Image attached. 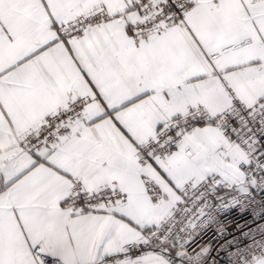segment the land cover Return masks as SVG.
Listing matches in <instances>:
<instances>
[{
	"label": "snow or ice",
	"instance_id": "snow-or-ice-1",
	"mask_svg": "<svg viewBox=\"0 0 264 264\" xmlns=\"http://www.w3.org/2000/svg\"><path fill=\"white\" fill-rule=\"evenodd\" d=\"M0 264H264V0H0Z\"/></svg>",
	"mask_w": 264,
	"mask_h": 264
},
{
	"label": "built area",
	"instance_id": "built-area-1",
	"mask_svg": "<svg viewBox=\"0 0 264 264\" xmlns=\"http://www.w3.org/2000/svg\"><path fill=\"white\" fill-rule=\"evenodd\" d=\"M236 219L240 223H244L245 221H250L251 217L249 214H244L243 216H240L239 214H237Z\"/></svg>",
	"mask_w": 264,
	"mask_h": 264
}]
</instances>
